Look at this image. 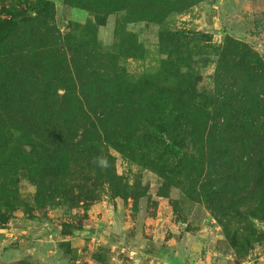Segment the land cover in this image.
Wrapping results in <instances>:
<instances>
[{
	"label": "trees",
	"instance_id": "16d2710c",
	"mask_svg": "<svg viewBox=\"0 0 264 264\" xmlns=\"http://www.w3.org/2000/svg\"><path fill=\"white\" fill-rule=\"evenodd\" d=\"M202 1L68 0L93 18L72 23L62 36L54 2L35 0L22 9L10 0L8 17L0 19V229L24 205L21 178L36 186L39 209L59 199L71 209L83 202L87 210L99 199L97 184L108 185L115 198H132L138 209L147 189L116 173L115 150L163 180L160 196L177 188L203 204L239 258L264 243L260 53L231 37L214 47L217 94L211 97L189 83L187 45L167 38L166 30L158 69L132 77L121 65L146 52L127 24L163 26ZM124 11L113 48L105 50L98 27ZM63 227L64 235L75 234L73 226Z\"/></svg>",
	"mask_w": 264,
	"mask_h": 264
},
{
	"label": "rangeland",
	"instance_id": "374dc122",
	"mask_svg": "<svg viewBox=\"0 0 264 264\" xmlns=\"http://www.w3.org/2000/svg\"><path fill=\"white\" fill-rule=\"evenodd\" d=\"M14 1L20 8L29 9L35 0ZM49 1L55 4L54 24L62 36L68 33L72 23L85 24L93 18L88 12L67 5L68 0ZM9 4L10 0L0 3V19L8 17L4 10ZM125 15L126 11L113 13L105 26L98 27L97 37L105 50L113 48L117 22L122 21ZM263 19L264 0H203L184 13L171 14L163 26L148 22L130 23L126 29L137 36L146 52L140 59H123L121 65L132 77H140L158 69L166 58L160 44L162 30H166L169 32L167 38L179 37L188 47L184 49L188 55V68L184 71H189V83L196 86L199 95L211 97L217 94L214 74L218 58L214 55L215 48L223 46L227 37H231L251 45L264 58V36L260 31ZM111 153L115 158L116 173L130 186L139 185L147 189L146 196L137 201L138 209L134 207L132 198H115L108 185L100 184H97L99 192L96 194L99 199L87 210L83 202L71 209L61 204L63 201L59 199L53 206L39 209L35 201L36 186L21 178L19 191L24 205L0 229H11L0 234V264L13 263L6 262L10 249L19 250L13 253L14 262L157 264L160 261L153 260V257L162 253V243L170 238L178 242L179 237L186 239L188 256L181 262L177 259L178 264H206L207 258L209 261L211 259V264H264V243L252 246L247 256L239 258L226 242L222 228L203 204L191 202L177 188L170 190L169 197L160 196L163 180L156 173L132 164L115 150H111ZM79 190L76 188L75 193H79ZM96 206L111 211L113 218H116L114 230L88 227V215ZM96 211L98 215L100 210ZM18 218L47 223V234L43 233L44 237L40 238L43 241H38V236L13 232L14 222L12 226L9 224ZM64 224L73 226L75 234L64 235ZM19 225H22V221ZM30 227L29 232L37 231L35 226ZM64 243L68 245L64 246ZM47 247L49 249L46 251ZM34 248V254L29 255V251Z\"/></svg>",
	"mask_w": 264,
	"mask_h": 264
},
{
	"label": "crops",
	"instance_id": "0c3cea01",
	"mask_svg": "<svg viewBox=\"0 0 264 264\" xmlns=\"http://www.w3.org/2000/svg\"><path fill=\"white\" fill-rule=\"evenodd\" d=\"M260 31L263 32V36H264V19L260 24ZM96 210H100L98 215H96V212H97ZM88 219H89L88 227L94 226V227H98V228H108L111 230H112V228H113V230H114V228H116V226L114 225L116 223L115 222L116 218H113V215H111V211L102 210V209H100V207L98 208L97 206L92 208V213H91V215H88ZM21 221H22V225H19ZM13 222H14V226L16 228L14 227L12 229V231L13 232L19 231L20 235L21 234H28V236H31V237H34V236L37 237L38 236L39 237L38 241H43L40 238L44 237L43 233L47 234V229H46V226H48L47 223L41 224L40 221L35 222L34 220H26L24 218H18V219H14L9 224V226L10 225L12 226ZM122 224H123V222H122ZM26 226H29V227L26 228ZM30 226H35V228H37V231L33 230V231L29 232V230H31ZM125 227L126 226H124L123 229ZM10 230L11 229H7V228L4 230H0V234H2L1 231H3V232L7 231L8 232ZM56 230L58 231V229H56ZM185 243H186V239L184 237H179L178 242H176V240H174L173 238L166 240L164 243H162V245L160 247L162 250V253L158 256L155 255L153 257V260L160 261V262H157V264H160V263H162V264H178L177 259H179V262H181L185 256H188V249L185 246L186 245ZM46 244H47V246H50L49 243L46 242ZM47 249H49V247L46 248V251H47ZM18 251L19 250L10 249V255L8 257H6V262H14L15 260H12L13 253L18 252ZM28 251H29V249H28ZM34 251H36L35 248L33 250L29 251L30 252L29 255H33ZM133 255L134 254H132V256ZM220 255H222V253H220ZM148 256H152V255L149 254ZM206 262H207L206 264H211V259L209 261V258H207ZM212 264H214V262H212Z\"/></svg>",
	"mask_w": 264,
	"mask_h": 264
}]
</instances>
